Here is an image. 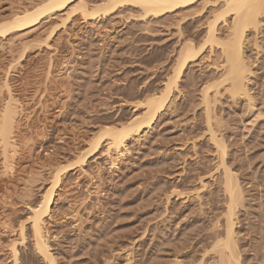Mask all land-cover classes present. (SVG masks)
<instances>
[{
    "label": "rangeland",
    "instance_id": "1",
    "mask_svg": "<svg viewBox=\"0 0 264 264\" xmlns=\"http://www.w3.org/2000/svg\"><path fill=\"white\" fill-rule=\"evenodd\" d=\"M37 1L0 0V22ZM136 16L123 12L98 25L75 17L64 26L56 18L0 37V122L8 103L14 114L10 147L4 151L0 143V264H10L13 243L19 264H46L32 250L28 209L48 190L55 171L66 167L43 220L54 264H158L174 250L187 264L201 246L212 223L209 209L219 212L213 201L218 181L210 195L202 192L201 210L197 201L185 203L181 196L171 197L166 213L162 193L175 184L190 195L194 172L211 168L198 103L204 85L199 76H213L210 61L202 62V72L198 62L186 69L173 109L128 141L127 153L113 168L112 153L111 158L104 155L106 144L84 165L77 163L104 126L119 127L142 113L141 108L133 112V106L162 84L160 68L177 50L182 26L194 34L203 24L199 14L178 27L175 17L158 24ZM246 38L251 72L246 85L255 106L250 109L246 100H232L221 89L214 112L222 123L218 135L227 146V164L244 191V207L236 216L240 244H246L241 247L243 264H260L250 245L260 239L255 228H264L263 18L258 31L247 32Z\"/></svg>",
    "mask_w": 264,
    "mask_h": 264
},
{
    "label": "bare ground",
    "instance_id": "2",
    "mask_svg": "<svg viewBox=\"0 0 264 264\" xmlns=\"http://www.w3.org/2000/svg\"><path fill=\"white\" fill-rule=\"evenodd\" d=\"M192 9H196V11L192 12V14L186 13L183 15L185 11ZM123 12L137 13L136 18L143 20V22H149L151 19L158 24L163 20L175 17L176 21L179 19L176 27L183 19L190 17L193 21V16L199 14L201 19L203 18L201 20L203 24L200 26L201 29H197L194 34L189 32L188 26L185 27L183 25V28L181 27L183 30L180 28L181 32H178L181 39L180 44L177 50L172 51L169 62L166 57L168 64L160 68L162 73H165L162 84L152 92H148V95H145L143 100L133 106V112L141 108L142 113L139 116L135 115L128 118L119 127L104 126L97 136L89 141L87 152L79 155L77 163L80 166L84 165L87 159L99 153L102 144H106L104 155L111 158L112 153L114 159H112L110 164L113 168L115 166L114 161L119 160L127 153L126 143L128 141L149 131L157 119L163 115V112L173 109L175 106V95L182 94L180 83L186 69L198 62L201 64H199V69L202 72V65H204L202 62L210 61L209 65L213 67L211 71L213 76L206 77L207 79L205 80H203L202 76H199L201 83L203 82L204 85L199 91L198 103L201 106L202 122L205 129L201 136L203 137L205 134V138L211 147V150L209 149L210 152L209 150L205 151L211 155V168L210 170L207 169L209 171L206 170V172L199 170V172H194L192 186L191 188L189 187L192 190L190 195H186L184 192L180 193L181 191L177 190L175 184L168 189H164L162 203L165 205L167 213V206L171 201V197L175 199L182 196L183 202L188 200L197 201L201 210V207L205 205L201 203L202 192L207 191L208 193L209 191L210 195L211 188L218 181V190L213 198L215 207L212 206L219 212L215 214V211L212 213L213 210L209 209L211 211L209 214L212 215L209 231L202 236L201 242L199 241L201 246L194 252L193 256L191 255L187 264H243L241 247H245L246 244H240L239 231L237 232L239 222L236 216L239 209L244 207V191L239 177L229 167L230 165L228 166L229 163L227 164V146L223 137L218 135V130L222 123L220 119H216L214 107L221 97V89L232 100L241 98L248 102L247 106L250 109L255 106L246 85L247 76L251 72L249 70L250 65L246 60L247 56H245V44H247V32L258 31L261 18L264 19V0H39L31 4L29 8L19 10L10 20L0 22V37L7 36L10 33L28 31L38 26L42 21H53L56 18H59L58 25L61 26L66 25L75 17L79 18L82 23L92 22L98 25L101 21L111 19L112 16ZM204 12H207L208 15H204ZM181 13L182 19L181 17L178 18ZM55 30L56 28L51 29L47 38ZM159 73L161 74V72ZM13 118L14 114L8 103L0 122V143L4 151L10 147L9 136L12 133ZM65 169L67 167L55 171L48 190L41 196L39 202L34 204L35 206H32V208L28 207V210H30L28 221L33 243L32 250L46 264H54L55 259L49 250L43 220L49 216L54 189L59 183V173ZM183 173L185 174V167L181 169V176ZM218 198L222 199L219 200ZM213 201H210V203L212 204ZM211 209L213 208L211 207ZM200 212L202 213V211ZM261 212H264V209ZM260 215L262 216V214ZM260 215L258 214V216ZM255 216L257 215L255 214ZM260 221L264 223L263 220L260 219ZM259 227H254L256 232L254 234L258 235L260 239H256L258 243L250 245V248L251 251L259 254L258 257L255 255L256 258L254 259L260 260V264H264L263 224L262 227ZM19 230L20 243L23 244L26 239L23 224L20 225ZM204 237L205 239H203ZM186 246L184 245V248ZM191 246L189 248H192ZM10 251V264H19L15 243L11 244ZM169 252V259L167 258V261L158 264H183V261L181 262L178 259L177 251Z\"/></svg>",
    "mask_w": 264,
    "mask_h": 264
}]
</instances>
